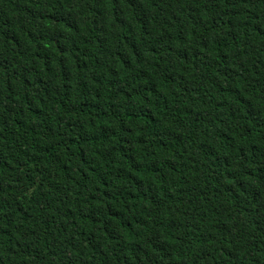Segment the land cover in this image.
Returning <instances> with one entry per match:
<instances>
[{
	"label": "trees",
	"instance_id": "1",
	"mask_svg": "<svg viewBox=\"0 0 264 264\" xmlns=\"http://www.w3.org/2000/svg\"><path fill=\"white\" fill-rule=\"evenodd\" d=\"M0 264H264V0H0Z\"/></svg>",
	"mask_w": 264,
	"mask_h": 264
}]
</instances>
